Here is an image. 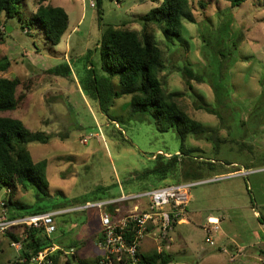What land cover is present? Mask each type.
Returning <instances> with one entry per match:
<instances>
[{
  "label": "rangeland",
  "instance_id": "1",
  "mask_svg": "<svg viewBox=\"0 0 264 264\" xmlns=\"http://www.w3.org/2000/svg\"><path fill=\"white\" fill-rule=\"evenodd\" d=\"M160 2L101 0L98 6L96 0H48L47 6L62 8L68 15L67 30L57 46L46 42L39 26L26 35L22 31L25 20L1 17L7 22L0 62L6 58L9 67L0 77L33 83L26 102L13 116L29 129L52 136L48 144L28 145L35 162L47 160L48 197L39 203L34 190L18 189L14 200L26 206L22 212L55 205L62 208L51 211L72 210L56 217L57 232L52 237L64 250L75 248L78 261L92 264L103 255L96 239L100 234L99 211L79 208L100 198L174 184L170 176L160 179L151 173L158 155L162 163L181 152L222 166L229 163L192 187L188 206L193 213L191 222L177 226L171 234L169 264H264V254H259L261 248L264 252V243L256 245L257 234H264V103L255 108L264 90V0H248L235 8L225 0H189L195 22L184 20L179 38H166L163 29L155 25L146 29L155 35L163 52L160 79L164 88L182 94L179 105L202 123L205 135L215 131L220 143L228 142L220 146L218 154L211 143L193 136L182 149L175 132L159 131L149 118L131 117L129 96L114 99L108 112L101 113L94 91L87 88L94 77L107 78L100 48L104 33L113 28L141 34L138 19ZM20 6L24 18L29 19L38 0L21 1ZM217 49L224 51V58L214 53ZM186 66L202 82L191 80L187 85L181 71ZM66 67L67 73L63 72ZM55 68H61L59 75L50 73ZM112 83L119 91L117 77ZM215 86L224 90L237 113L227 122L230 129L216 116L197 108L215 104ZM4 192L0 191V197H5ZM208 217L220 221L219 231L211 234L214 246L205 242L206 229L211 227ZM150 238V249H160L163 242L165 247L170 244L169 238ZM237 243L247 247L248 253L235 263H229L226 250L216 252V247L230 244L235 248ZM15 255L7 237H2L0 264H10ZM60 264H64V257Z\"/></svg>",
  "mask_w": 264,
  "mask_h": 264
},
{
  "label": "trees",
  "instance_id": "2",
  "mask_svg": "<svg viewBox=\"0 0 264 264\" xmlns=\"http://www.w3.org/2000/svg\"><path fill=\"white\" fill-rule=\"evenodd\" d=\"M24 0H0V45L5 42L3 30H6L3 16L6 20H25L22 31L26 35L33 27L39 26L44 34L47 43L53 46L60 44L68 27V15L59 7L47 6L48 0H38L35 13L25 19L20 3ZM155 2L157 0H151ZM232 8L239 7L248 0H225ZM100 6L101 0H96ZM194 23V17L190 9L189 0H161L159 5L149 11L144 17L139 18L142 32L138 34L134 30H122L110 28L104 33L101 43L102 69L107 73V78L97 79L94 77L89 81L87 88L94 91L99 103V110L106 114L113 104L114 99L122 96H129L131 117L139 116L140 119L153 120L157 129L161 132L173 131L181 140V148L188 137L193 136L196 140H204L213 146V152L218 154L222 144L215 131L205 135L202 123L192 119L179 105L178 100L182 96L179 92H169L162 85L160 75L163 71V52L158 46L155 35L147 31V27L155 25L163 29L166 38H179L183 32V21ZM28 32V33H27ZM238 36L235 37L232 49H236ZM98 45V44H97ZM222 58L224 51H214ZM9 62L4 58L0 62V72H5ZM61 68L50 70V73L59 75ZM182 77L185 83L190 85L191 80L202 82V78L194 74L189 67H183ZM68 72V68H63ZM117 77L119 91L114 89L112 79ZM32 81H21L17 77H0V191L9 190L5 195V208L11 217H20L29 214L47 212L62 208L55 205L52 208L40 207L35 211L27 212L26 206L14 200V193L21 189L24 192L34 190L39 203L44 202L49 189V182L46 175L47 160L35 162L28 150L31 143L48 144L52 136L41 131L29 129L22 120L17 119L13 114L24 104L32 89ZM86 87V86H85ZM215 104L213 106L199 105L198 109L216 116L223 127L230 129L227 122L233 121L237 113L229 104L224 90L218 86L214 87ZM264 103V90L257 99L255 108ZM158 155L156 166L151 170L160 177L166 179L171 177L174 184L183 182H197L204 180L212 174L221 172L231 164L219 165L217 163L201 160L200 157L192 158L183 152L179 156L169 158L166 163L159 160ZM97 200H102L97 199ZM26 238L22 241V250L15 255L10 264H20V260L27 262L39 252L53 244L59 246L52 255L53 264H60L62 256L64 264H83L77 260V256H64V248L59 240L47 238L37 231H27ZM7 239L17 240L15 233L9 232ZM70 248V247H69ZM67 248V249H69ZM144 264H169L172 255L165 251L164 242L160 249L141 256ZM101 258H96L92 264H100Z\"/></svg>",
  "mask_w": 264,
  "mask_h": 264
},
{
  "label": "built area",
  "instance_id": "3",
  "mask_svg": "<svg viewBox=\"0 0 264 264\" xmlns=\"http://www.w3.org/2000/svg\"><path fill=\"white\" fill-rule=\"evenodd\" d=\"M91 7H94L91 3ZM247 175V173H245ZM237 176V175H236ZM195 183H179L150 191L121 195L103 201L88 203L78 210L97 209L100 213L101 233L97 247L103 252L100 264H144L139 254L142 241L147 237L155 240L167 239L172 228L179 224L191 200V189ZM10 191L5 190L8 195ZM129 207L123 214L121 209ZM64 211H47L20 217H11L5 208L4 197H0V239L9 232L15 233L17 240H9V246L19 255L22 241L27 231H37L53 238L57 232L55 219ZM205 242L214 246L211 234L219 231L216 219H209ZM61 248L55 244L33 256L29 262L20 264H53L52 255ZM75 248L64 251V256H75ZM63 257V256H62Z\"/></svg>",
  "mask_w": 264,
  "mask_h": 264
},
{
  "label": "crops",
  "instance_id": "4",
  "mask_svg": "<svg viewBox=\"0 0 264 264\" xmlns=\"http://www.w3.org/2000/svg\"><path fill=\"white\" fill-rule=\"evenodd\" d=\"M184 183V182H183ZM185 183H187V182H185ZM188 183H195V184H197V182H188ZM169 185H175V184H169ZM165 186H168V185H165ZM164 187V186H163ZM146 192V191H145ZM140 193H142V192H140ZM190 195H191V192H190ZM113 198H117V197H113ZM109 199V198H108ZM191 199H192V196H191ZM103 200H106V199H102V200H97V201H95V202H98V201H103ZM190 203H191V200H190ZM189 203V204H190ZM189 206V205H188ZM188 206H187V208H186V210H185V213H184V216H183V219H182V221L179 223V224H177V225H175L173 228H172V230L170 231V233H169V236H168V238H169V242H170V244L168 245V246H166L165 247V251L166 252H168L169 254H171V252H169L170 251V249H171V243H172V236H171V234L172 233H175L176 232V229H177V226H180V225H185V226H187L188 225V223L189 222H191L190 221V219H189V216L191 215V214H193L192 212H190V209L188 208ZM129 209V207H126V208H122L121 209V214H123L126 210H128ZM209 219H216V220H218L217 218H215V217H208L207 218V221L209 220ZM98 222H99V233H101V224H100V213H99V217H98ZM218 223H220V221L218 220ZM263 225L264 224H262V227H263ZM100 238V234H99V236L96 238L97 239V241H98V239ZM152 239L150 238V237H147V238H145L143 241H142V243H141V245H140V248H139V254H140V256H142V255H146V254H143V250H145V249H147V248H149L148 250V253H150V252H152L153 250H155V249H150V246H149V243L151 242L152 243V241H151ZM264 243V234H257V241H256V245H261V244H263ZM155 244V246H158V244L155 242L154 243ZM69 246H73V247H75L74 245H68V247ZM70 248H72V247H70ZM97 249H99L98 247H97ZM100 250V249H99ZM223 250H226L227 252H228V261H229V263H235V261H236V259H238L239 257H241L242 255L244 256V254H247L248 253V249H247V247H244V245H241V243H237V246L234 248L232 245H230V244H225V245H223V246H219V247H216V252H220L221 253V251H223ZM101 251V250H100ZM99 251V252H100ZM103 252L101 251V254H102ZM147 253V254H148ZM259 254L260 255H263L264 254V252H263V250H262V248L261 249H259ZM172 255V254H171ZM260 260V259H259ZM202 261V260H201Z\"/></svg>",
  "mask_w": 264,
  "mask_h": 264
}]
</instances>
